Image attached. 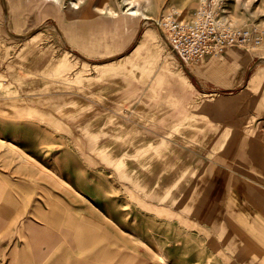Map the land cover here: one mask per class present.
Here are the masks:
<instances>
[{
    "label": "rangeland",
    "instance_id": "1",
    "mask_svg": "<svg viewBox=\"0 0 264 264\" xmlns=\"http://www.w3.org/2000/svg\"><path fill=\"white\" fill-rule=\"evenodd\" d=\"M25 1L26 14L37 18L12 20L8 0H0V169L33 165L57 178L75 203L102 206L107 218L119 221L143 255L154 254V264L168 262L160 259L163 252L189 257L193 251L202 253V264H239L224 254L239 257L252 241L256 247L262 232L255 213L213 211L206 198L219 199L215 188L183 200L181 193L199 192V173L208 182L212 175L193 143L192 108L166 98L170 86L148 92L142 83L150 64L154 72L165 64L183 76L153 21L171 7L189 20L200 0H133L149 19L128 16L122 0ZM215 1L232 26L264 29V0ZM145 33L150 49L130 68L126 56ZM263 47L249 49L264 57ZM191 67L185 77L202 96L205 86L188 73ZM140 101L148 112L137 109ZM104 115L115 120L104 122ZM118 120L126 125L118 128ZM159 142L169 146L156 147ZM194 198L207 210H175L193 207ZM215 219L218 227H194V220ZM242 220L245 232L222 222ZM242 235L250 243L242 244ZM210 251L218 258L210 260Z\"/></svg>",
    "mask_w": 264,
    "mask_h": 264
},
{
    "label": "crops",
    "instance_id": "2",
    "mask_svg": "<svg viewBox=\"0 0 264 264\" xmlns=\"http://www.w3.org/2000/svg\"><path fill=\"white\" fill-rule=\"evenodd\" d=\"M28 2L8 0L11 13L8 18H37L32 13L26 14ZM136 47L126 56L131 61L130 68L150 49V42ZM170 53L183 76L165 64L154 72L150 64V74L145 75L142 83L148 92L157 91L164 83L171 88L166 98L192 108L193 113H188L191 118L187 119L189 123H197L192 135L194 146L200 150L199 162L209 165L212 171L209 182L199 173V192H183L181 195H187L183 200L191 203L193 193L202 197L204 191L210 190L206 195L209 196L215 188L219 199L206 198V205L213 211L235 212L246 208L254 212L261 240L256 247L252 241L251 250L241 251L239 257L224 255L229 260H241L239 264H264V57L249 48H228L218 57L202 59L188 71L205 86V94L199 96L197 86L185 77L186 69ZM141 103L145 106L140 101L137 109L145 112ZM107 120L115 119L104 115V122ZM116 125L122 128L126 124L118 120ZM155 146L169 145L159 142ZM200 201L201 198H194L193 207L175 210H207L208 207H197ZM103 211L99 205L75 203L72 193L58 189L57 178L36 166L0 169V264H154V254L143 255L134 238L123 233L121 223L107 218ZM222 222L223 226L241 228L242 232L247 227L246 220L236 224ZM218 225V219L206 224L194 220V227L212 229ZM246 239L242 235L241 243H250ZM208 254L212 260L219 253ZM185 257L180 252H163L160 259L168 261L166 264H173L170 260H178V264H202L201 252H189L188 262L179 263Z\"/></svg>",
    "mask_w": 264,
    "mask_h": 264
},
{
    "label": "built area",
    "instance_id": "3",
    "mask_svg": "<svg viewBox=\"0 0 264 264\" xmlns=\"http://www.w3.org/2000/svg\"><path fill=\"white\" fill-rule=\"evenodd\" d=\"M153 22L185 69L228 48L255 49L264 42V29L232 26L215 0H200L189 20L180 19V12L171 7Z\"/></svg>",
    "mask_w": 264,
    "mask_h": 264
},
{
    "label": "bare ground",
    "instance_id": "4",
    "mask_svg": "<svg viewBox=\"0 0 264 264\" xmlns=\"http://www.w3.org/2000/svg\"><path fill=\"white\" fill-rule=\"evenodd\" d=\"M45 1H50V2H54V3H56V4H59L60 2H59V0H45ZM144 2H148V0H144ZM132 3H134V1L133 0H122V4H124L126 7H125V10H124V12L128 15V16H142L143 18H146V19H149V17L147 16V12L148 11H146L147 10V8L146 7H143V8H139L138 6H136V5H134V4H132ZM138 3V2H137ZM60 5V4H59ZM61 6V5H60ZM78 6L76 5V3H69V6H68V8L70 9V8H73L74 10L77 8ZM59 8V7H58ZM59 10V9H58ZM100 12H106V13H109V11H106V10H103V9H100L99 10ZM119 12V11H118ZM80 12H78V11H76L75 12V16H78V14H79ZM110 15H111V13H109ZM226 18V17H225ZM101 38V37H100ZM104 38H105V36H104ZM146 43H149V35L147 34V33H145V34H143L142 35V37H140V40H139V42H138V44H137V47L136 48H138V47H140V46H142V45H145ZM263 49H264V47H263ZM164 69H166L165 67H164ZM218 68L216 67V69L215 70H217ZM209 71V70H208ZM211 72H212V70H211ZM163 150V149H162ZM159 154L161 153V152H158ZM210 191V190H209Z\"/></svg>",
    "mask_w": 264,
    "mask_h": 264
}]
</instances>
